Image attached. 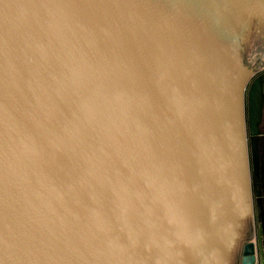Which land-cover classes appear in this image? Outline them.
Returning a JSON list of instances; mask_svg holds the SVG:
<instances>
[{
	"label": "water",
	"instance_id": "95a60500",
	"mask_svg": "<svg viewBox=\"0 0 264 264\" xmlns=\"http://www.w3.org/2000/svg\"><path fill=\"white\" fill-rule=\"evenodd\" d=\"M264 0H0V264H263Z\"/></svg>",
	"mask_w": 264,
	"mask_h": 264
},
{
	"label": "crops",
	"instance_id": "0c3cea01",
	"mask_svg": "<svg viewBox=\"0 0 264 264\" xmlns=\"http://www.w3.org/2000/svg\"><path fill=\"white\" fill-rule=\"evenodd\" d=\"M262 135L259 143L260 153V187H261V211L262 217L254 216L252 240L255 243L256 259L264 264V105L260 124Z\"/></svg>",
	"mask_w": 264,
	"mask_h": 264
},
{
	"label": "rangeland",
	"instance_id": "374dc122",
	"mask_svg": "<svg viewBox=\"0 0 264 264\" xmlns=\"http://www.w3.org/2000/svg\"><path fill=\"white\" fill-rule=\"evenodd\" d=\"M262 68H264V66H260L258 68H255V70L258 71V70H261Z\"/></svg>",
	"mask_w": 264,
	"mask_h": 264
}]
</instances>
